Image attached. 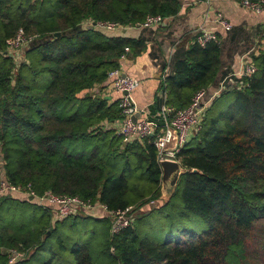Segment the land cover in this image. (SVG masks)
Segmentation results:
<instances>
[{
  "label": "trees",
  "instance_id": "16d2710c",
  "mask_svg": "<svg viewBox=\"0 0 264 264\" xmlns=\"http://www.w3.org/2000/svg\"><path fill=\"white\" fill-rule=\"evenodd\" d=\"M180 8L179 0H0V156L5 160L0 177L30 183L37 195L66 193L101 202L110 211L130 205L135 211L159 198L162 168L155 145L148 138L124 143L113 125L121 118L119 98L108 102L95 91L119 68L125 48L136 55L144 42L87 22L136 27L149 15L165 19ZM19 28L35 34L8 51L6 40ZM19 49L23 58L16 62L12 55ZM252 60L255 71L236 78L237 85L223 86L179 149L183 172L163 202L175 200L177 210L153 208L117 233L111 232L108 215L80 211L54 221L81 213L110 220L107 260L99 263L86 243L74 242L69 249L62 243L73 264H264V49ZM219 68V42L201 45L195 39L176 58L172 73L161 77L159 92L165 96H156L154 106H187L198 90L213 84ZM119 140L123 147H116ZM7 199L26 206L25 199L10 195H1L0 204ZM33 204L51 217L47 208ZM34 217L5 222L0 212V264L27 262L10 263L12 249L33 250L32 258L39 251L40 236L51 229ZM67 259L55 252L43 264H68Z\"/></svg>",
  "mask_w": 264,
  "mask_h": 264
},
{
  "label": "crops",
  "instance_id": "0c3cea01",
  "mask_svg": "<svg viewBox=\"0 0 264 264\" xmlns=\"http://www.w3.org/2000/svg\"><path fill=\"white\" fill-rule=\"evenodd\" d=\"M179 2L180 12L165 17L158 25L125 27L114 31L144 42L145 47L140 53L133 55L128 49L120 57L119 69L121 73L139 80V85L131 92V99L157 128L164 127V118L159 112L163 103L158 108L154 106V98L160 97L161 77L172 73L176 58L200 33L213 34L220 45V68L213 84L207 88V96L221 86L237 85V73L264 49V7L260 12H253L240 0ZM220 20L228 22L229 26H223ZM95 91L108 102L119 98L109 79L97 85ZM116 121L113 125L117 128L119 122Z\"/></svg>",
  "mask_w": 264,
  "mask_h": 264
},
{
  "label": "built area",
  "instance_id": "2783aa9c",
  "mask_svg": "<svg viewBox=\"0 0 264 264\" xmlns=\"http://www.w3.org/2000/svg\"><path fill=\"white\" fill-rule=\"evenodd\" d=\"M240 2L253 12H260L264 7V0H240ZM162 21H164V17L160 15H149L138 26H154ZM220 22L225 27L229 26V23L226 21L220 20ZM87 24H92V22L88 21ZM94 26L108 31L123 28L118 22L110 20L97 21ZM31 38L32 36L26 37L23 29L19 28L13 37L6 40L8 51L26 45ZM196 39L203 45L207 40L215 39V37L211 33L204 32L200 33ZM127 51L128 47L125 48V53ZM254 71L255 65L251 59L246 62L237 75L250 76ZM165 75L163 74L162 78ZM108 79L115 92L119 94L118 107L121 118L119 120L117 134L121 135L124 143L131 142L135 138L150 139L157 149L156 159L159 163L165 159L179 161L177 158L179 149L188 140L192 131L198 127L205 107L223 89V86L219 87L210 96H207V89H200L193 95L190 103L185 107L175 108L163 103L159 112L164 118V127L157 128L153 120L146 116L145 111L137 107L131 99V92L139 85V80L130 75L122 76L119 68L110 71ZM159 93L164 98L165 92L161 90ZM1 195H23L27 198L31 195L32 202L51 209V216L58 219L77 214L80 211L93 215H108L111 218L112 233H117L123 227L130 225L135 217L134 206L132 205L122 210L110 211L101 202L85 201L78 196L66 193L56 194L50 190H46L42 194L37 195L30 183L25 185L13 184L4 176L0 177ZM21 256H23L22 252L12 249L8 253V261L12 263Z\"/></svg>",
  "mask_w": 264,
  "mask_h": 264
},
{
  "label": "rangeland",
  "instance_id": "374dc122",
  "mask_svg": "<svg viewBox=\"0 0 264 264\" xmlns=\"http://www.w3.org/2000/svg\"><path fill=\"white\" fill-rule=\"evenodd\" d=\"M24 33L26 37L35 34L26 32ZM12 56H14V61H21L23 58V52L19 49L18 52H16ZM44 77H46V75ZM220 93L218 94V96L220 95ZM221 104H223V102H221ZM207 106L205 107V109L207 108ZM119 144L121 145V147H123V144L120 143V140L118 141L116 147H119ZM4 162L5 160L0 156V172L3 170ZM12 197H18L19 199H28L23 195H12ZM165 197L166 193L164 188H162L159 198H156L153 202H150V200L146 201L143 205H141L140 208L135 209L134 212L136 217H141L150 213L153 208L157 209L158 212H165L168 210H173L174 212L175 210H177L175 206V200H172L168 204L163 203L165 201ZM25 202L26 206L22 207L14 199L4 200L0 204V212L1 215H3V217L5 218V222L12 221L15 223L29 215L34 214V219H37L41 224H47V222H49V228L51 229V232L49 233V235H45V237L40 236V249L33 256V258L32 256L30 257V254L33 250H29L26 252V254L25 252H22L23 256L16 259L14 262L28 259L27 262H24V264H43V262L48 259L52 253L64 252L68 255V264H73L72 254L69 253L68 250L62 249V247L66 246L69 249L74 242L86 243L90 248L91 254H93L94 256L98 255L100 257L99 263L101 262V260H107L106 254L104 252V247L109 243V235L107 230L110 222L109 219H104L102 221L94 220L88 214L81 213L77 217H70L54 222L58 218L54 216L50 217V215L44 213L39 207L34 205V202L32 201L25 200ZM47 209L49 211L51 210L49 208ZM155 213H157V211L152 214L155 215ZM199 223L204 225V222ZM154 233L158 237L157 240L163 239L161 235H159V233H161L159 229L155 228ZM62 243L64 244V246L62 245L61 247ZM2 250L5 249L2 248ZM94 264L96 263L94 262Z\"/></svg>",
  "mask_w": 264,
  "mask_h": 264
},
{
  "label": "water",
  "instance_id": "95a60500",
  "mask_svg": "<svg viewBox=\"0 0 264 264\" xmlns=\"http://www.w3.org/2000/svg\"><path fill=\"white\" fill-rule=\"evenodd\" d=\"M95 23L89 25V27H93ZM125 73H122V76H125ZM126 93V92H124ZM160 166L162 168V176H161V191L164 188L166 197L165 201L168 200L172 192L174 191L175 185L180 177V174L183 172V168L179 161L165 159L160 162ZM193 171H197V169H193ZM28 200H32V196L28 197Z\"/></svg>",
  "mask_w": 264,
  "mask_h": 264
}]
</instances>
